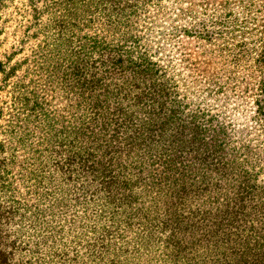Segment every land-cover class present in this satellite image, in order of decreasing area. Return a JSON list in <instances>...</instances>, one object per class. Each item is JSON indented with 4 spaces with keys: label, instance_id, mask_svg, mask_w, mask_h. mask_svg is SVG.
I'll list each match as a JSON object with an SVG mask.
<instances>
[{
    "label": "trees",
    "instance_id": "16d2710c",
    "mask_svg": "<svg viewBox=\"0 0 264 264\" xmlns=\"http://www.w3.org/2000/svg\"><path fill=\"white\" fill-rule=\"evenodd\" d=\"M38 3L61 7L41 29L36 58L73 119L65 125L66 108L49 109L33 76L15 85L24 115L8 130L17 147L0 142V264H264V183L252 167L260 160L184 103L171 55L138 34L137 0H32L41 15ZM216 14L170 36L216 32ZM96 20L116 38L85 31ZM11 62L0 59V90L18 69ZM18 146L27 150L19 161ZM16 163L29 178L23 192ZM66 222L77 233L73 256L54 245ZM29 236L37 242L27 249Z\"/></svg>",
    "mask_w": 264,
    "mask_h": 264
},
{
    "label": "rangeland",
    "instance_id": "374dc122",
    "mask_svg": "<svg viewBox=\"0 0 264 264\" xmlns=\"http://www.w3.org/2000/svg\"><path fill=\"white\" fill-rule=\"evenodd\" d=\"M81 1L87 2V6L101 0ZM37 8L41 15L35 11L32 0H0V59L11 58V64L18 67L15 76L0 90V142L7 141L10 148L17 147L13 145L14 138H9L8 134L12 120L24 115L14 102L13 90L17 83L28 82L32 76L48 90L49 109L59 111L65 107L66 111L62 112L65 125L73 119V108L69 106L71 100L63 89L61 92L49 89L47 71L38 69L47 63L41 57L36 58L40 56V41L47 40L41 29L54 13L61 11V7L56 8L58 12L53 6L44 10L38 3ZM214 13L221 15L216 32L203 29L206 31L198 37L181 33L170 36L174 28H196L203 17L211 19ZM67 18L72 20V17ZM135 21L140 36L152 34L150 40H143L151 50L158 48L171 55L173 68L170 72L182 80L179 91L184 96V103L189 109L199 107L204 112L202 119L207 122V128L220 132L222 141L237 148L248 147L244 151L260 160L252 163V167L261 173L260 180L264 183V120L257 104H264V0H137ZM108 28L105 21L96 20L90 29L86 26L85 31L116 38ZM41 136V132L37 133L33 141L40 142ZM26 152L25 148L18 146L17 160ZM7 154L4 153V157ZM17 163L13 165L15 183L23 192L29 178L20 167L16 168ZM63 224L65 230L58 233L61 239L56 237L54 245L73 256L77 233L72 223ZM35 239L27 237V249L37 242ZM77 249L80 252L85 250L82 246ZM49 256V260H58L53 254ZM28 258L19 254L15 256L22 262Z\"/></svg>",
    "mask_w": 264,
    "mask_h": 264
}]
</instances>
